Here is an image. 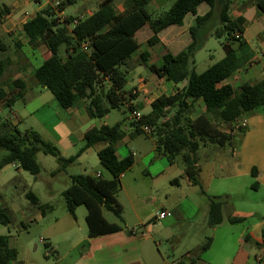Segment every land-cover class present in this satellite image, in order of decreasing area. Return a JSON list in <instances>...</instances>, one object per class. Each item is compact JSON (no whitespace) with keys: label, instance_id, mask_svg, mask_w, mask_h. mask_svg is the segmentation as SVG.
Segmentation results:
<instances>
[{"label":"trees","instance_id":"obj_1","mask_svg":"<svg viewBox=\"0 0 264 264\" xmlns=\"http://www.w3.org/2000/svg\"><path fill=\"white\" fill-rule=\"evenodd\" d=\"M55 1L56 6L48 3L23 26L27 44L33 47L43 44L48 51V56L36 67L35 77L43 88L52 92L62 107L68 108L84 102L91 118L103 117L113 109L124 108L129 114L135 110L132 103L134 95L132 92L127 94L125 86L128 82L129 61L141 48L136 34L143 26L149 25L152 34L147 38L146 44L153 46L160 41L158 34L161 31L173 25H182L188 14L196 15L189 28L191 42L177 54L166 52L161 64H147L149 71L159 77H165L175 84L186 83L174 94L159 95L152 102L151 111L142 114L138 121L130 120L129 126L132 129L131 135L147 134L153 137L156 152L166 156L171 162L182 150H187L190 162L185 175L206 194L196 177L198 161L194 143L196 124L191 117L193 101L202 99L208 115L220 124L228 125L230 129H234L241 115L260 107L264 109V80L244 82L238 87L224 83L247 63L245 50L248 43L243 37L246 18L242 15L231 16L233 0H175L168 10L155 17L149 10L150 4L155 0H126L127 9L124 13L118 12L114 0H101L98 8L91 14L68 15L64 20L58 17L57 12L63 11L67 5L77 0ZM253 2L264 12V0ZM203 3L208 4L209 10L203 15H197L199 5ZM216 6L221 24L214 34L217 37L227 34L224 44L226 54L199 73L195 69L194 55L203 46V27ZM8 12V7L0 5V17ZM5 49V45L0 42V51ZM150 56L148 49L140 54L145 63ZM9 65L8 58L0 59V81ZM25 91L26 83L22 78L10 79L6 84L0 85V106L12 109ZM127 119L113 125L88 129L84 145L74 155L64 157L58 147L44 139L37 130H21L10 118H5L0 121V150L6 151L0 159V170L8 164L16 163L21 169L37 175L40 166L36 155L42 151L57 158L59 168L53 172L55 174L75 162L86 149L106 143L98 151V157L111 176L72 174L71 183L63 190V195L72 215H75L79 205H85L89 237L118 232L122 230V226L108 221L103 208L113 211L120 220L123 219V207L117 199V193L121 187V175L134 165L135 158L131 153L119 157L116 145L127 134L124 127ZM144 125L151 128L149 133L144 131ZM239 129L245 131L244 127ZM231 140L235 142V135H231ZM178 182V178L173 180V183ZM26 196L42 214L45 213L48 204H42L30 190ZM208 198L207 223L210 227H215L224 221L223 204L229 201V197L208 195ZM228 220L238 223L244 221L245 217L230 216ZM10 222L8 211L0 208V223L8 225ZM262 236L263 242L260 244L264 246V229ZM245 237L248 238V235ZM212 242V236L206 237L203 244L183 255L177 264H198ZM17 256L18 251L10 245L8 236L0 233V264H38L19 261Z\"/></svg>","mask_w":264,"mask_h":264},{"label":"rangeland","instance_id":"obj_2","mask_svg":"<svg viewBox=\"0 0 264 264\" xmlns=\"http://www.w3.org/2000/svg\"><path fill=\"white\" fill-rule=\"evenodd\" d=\"M4 1L8 2V0ZM155 1L157 3H151L149 6V10L154 17L168 10L175 0ZM25 2L26 4L31 2L28 9L29 14L35 13L48 4L46 0H42L41 3L33 0H25ZM100 2L101 0H77L73 4L67 5L63 11H58L57 15L62 20L68 15L87 16L98 8ZM114 2L116 7L117 5L119 6V8L117 7L119 13L126 12L127 6L124 7L123 0H115ZM50 3L56 6L55 0ZM7 7L9 12L0 17V25L6 24L8 27L12 22L11 20L22 21L28 17L27 14H22V17H19L12 6ZM253 7V0H233L230 14L232 17H236L241 12L244 14L247 24L254 23L256 28L264 30V12ZM206 9H209L206 3L201 4L198 8L200 13ZM192 18L193 15L188 14L185 17L182 28L170 26L164 34H161L173 54H177L179 49L185 48L184 46L188 45L192 40L190 32L187 30L188 25L194 21ZM220 24L219 10L218 6H216L213 15L203 27V46L194 55L195 68L199 73L226 54L224 44L227 41V34L222 37H217L214 34L215 29ZM184 27L187 29L184 30ZM176 29H180L181 33L179 37L173 38V32L171 31ZM13 33H17V29L12 30L10 34ZM151 34L152 31L148 24L143 26L136 34V38L141 42V48L133 54V58L129 61L128 69L130 73L128 74L126 89L132 87L138 74L143 76L150 75L149 69L140 65L142 62L140 53L143 49L146 48L150 51L152 54L151 60L156 64H161L162 58L160 56L168 50L167 46L163 44L148 46L146 41ZM0 41L6 47L5 50L0 51V59L8 58L11 61L0 81V85H2L14 78L19 72L18 66L23 63L22 61H26V50L30 52L32 48L26 46L23 51V47H18L13 43L8 33H0ZM251 44L256 54H259L261 50L264 52V46L259 42L252 40ZM36 56L37 59L34 60V64L38 66L42 58L37 53ZM17 58L19 62H13ZM55 105L58 106V103L54 100L52 92L39 84L32 87L28 99L18 100L12 109L0 106V120L5 118L13 119L15 117L14 114H17L21 119L18 125L19 129L33 128L37 130L44 139L53 142L60 152H63L64 143L62 141H57L56 143L54 140L58 136L61 137L63 132L60 125L56 122L59 114L55 113ZM128 115L129 113L124 112V110H112L107 123L110 125L115 124L124 120L125 116ZM128 126L129 124L126 121L124 127L128 128ZM151 138L154 139L153 137ZM84 143V141L78 143L69 154L76 153L78 148ZM117 148H119V152L123 157L129 153V146L121 145L117 146ZM96 149L95 147L91 148L82 160L71 163L55 174L53 172L59 168L57 158L42 151L36 155L40 166V172L37 175L23 169L19 170L16 163L8 164L0 170V208H5L11 218V222L8 225L0 223V233L7 235L10 245L17 249V260L38 264H171L180 259L187 251L196 249L205 242L206 237L210 235L211 229L206 228V223H204L206 221L203 222V218L201 220L200 213H195V217H191L194 215V211L189 208L188 203H184L183 206L184 211L191 219L172 220V222L168 223L167 219H153L151 221L154 224L152 230L139 228L134 208L129 201L130 193L128 189H123V187L119 190L120 199L125 205L123 220L117 218L113 211L106 208H103V212L108 221L117 222L123 227V235L131 236L129 230L133 228L140 230L138 235L132 236L131 240H129L130 242L112 245L111 249L105 247L107 238H100L95 242H91L85 219V205H79L75 215H72L67 208L63 190L70 185V175L72 174L85 173L92 175L102 172L105 177L110 176V172L101 164ZM5 152V150H0V159ZM155 154L153 153V156H156ZM148 159L146 158V161ZM164 162L166 163V158ZM227 162L232 166V159ZM218 168V170H221L219 164ZM136 169L132 177L135 176V173H139V168ZM138 179L139 177H137ZM172 186L167 181L163 187L177 189L175 188L176 186ZM29 190L38 196L42 204L49 205L44 214L27 198L26 193ZM183 190L190 194V191L186 188ZM197 191L198 197L205 200L206 197L201 193L200 189ZM250 193L254 198L264 199V189L252 190ZM169 198L172 200L173 196L171 195ZM161 199L166 201L164 195ZM144 203L149 204L150 200H145ZM221 248L222 244L218 242L211 254H208V256L207 254L204 255V259L206 257L212 259L218 255L223 257L233 254L230 251L231 248L224 250L225 254L220 251ZM244 254V252L238 253L239 256ZM242 262L236 261V264H256L255 259H249L247 256Z\"/></svg>","mask_w":264,"mask_h":264},{"label":"crops","instance_id":"obj_3","mask_svg":"<svg viewBox=\"0 0 264 264\" xmlns=\"http://www.w3.org/2000/svg\"><path fill=\"white\" fill-rule=\"evenodd\" d=\"M46 1L47 3L51 2L50 0ZM30 3L26 4L25 0H8L7 3L4 0H0V5H5L6 7L12 6L15 10L13 11L16 12L19 17H22V14L28 15V17L22 21L17 19L11 20L12 22L8 27L6 24L0 25V33H8L13 43L17 46L20 44L18 47L22 46L23 51L26 46L32 48L30 52L26 50V61H22L23 63L18 66L19 72L14 76V78H22L26 83L25 94L20 98L24 100L28 99L32 87L39 85L35 77V69L37 66L34 64V60L37 59L36 53L42 58V61L48 56L47 48L43 44L37 47L27 44L23 26L27 20L37 13V11L35 13H28ZM152 3L154 4L157 2L153 1ZM123 4L124 7H126V0H123ZM117 7L119 8L118 5ZM253 8L257 7L254 5ZM208 10L209 9H206L202 13L197 10V15H203ZM240 15L244 16V14L239 12L237 16ZM195 18L196 15H193L192 19L195 20ZM192 24L188 25V29L184 27V30H189ZM173 26L182 28L184 22L182 25ZM16 29L17 33L10 34L12 30ZM166 30L167 28L158 34L160 41L156 44L167 46L168 50H166V52H171L161 35L162 33L164 34ZM251 30L253 31L251 32ZM171 32H173V38L179 37L181 33L180 29ZM243 37L248 43V48L245 50L247 63L224 82L230 83L234 87H238L244 82L256 83L264 80V52L261 50L259 54H256L251 44L252 40H255L264 46V30L256 28L254 23L247 24L245 22ZM0 42L3 43L2 41ZM144 50H146V48L143 49V51ZM180 50H182V48L178 51ZM166 52H164L160 58H162ZM151 59L152 54L146 63L141 59L142 62L140 65L147 68V64L154 63ZM13 62L18 63L19 59L17 58ZM211 65L212 64L209 66ZM209 66H207V68ZM185 83L186 81L175 84L165 77H159L150 71V75L147 76L138 74V77L134 79L132 87L126 89L125 86V89L127 90V94L132 92L134 95L132 103L135 110H138L142 114H146L151 111V104L159 95L174 94L177 89L184 86ZM55 106V113L59 114L56 122L60 125L63 132L61 137L58 136L56 139L54 138V140L56 143L57 141H62L64 143V150L61 152L64 157L75 154L69 153L78 143L85 142L84 136L88 129L94 126L100 127L102 125H110L107 123V120L112 110L103 117L91 118L88 115L86 104L82 101L68 108H64L59 104ZM113 110H124V112H126L124 108ZM14 115L15 117L13 119L10 118V120L13 124L19 125L21 119L17 114ZM191 117L196 124V136L194 138L198 161V172L196 177L206 191V194L201 192L206 199L204 200L198 197L197 190H199V187L194 185L189 177L185 175V170L190 162V153L187 150H182L171 162L166 156L156 152L155 140L149 135H131L132 129L130 126L125 128L127 134L119 140L116 145V148L121 145L129 146L128 154L131 153L135 158L134 165L121 175L120 189H122V187L123 189H128L130 193L129 201L134 208L138 221L137 223L141 229L147 228L149 231L152 230L154 228V224L151 222L153 219H167L168 223L172 222V220L191 219V217H195V213H200L201 220L203 218V222L206 221L204 222L206 223V228L211 229L209 236H212L213 242L210 248L202 254V258L198 261V264H236V261L242 262L245 260L246 256L249 259H255L256 264H261L264 262V246L260 244L263 242L264 199L252 197L250 191L264 189V109L260 107L241 115L237 119L234 129H230L228 125L220 124L215 118L208 115L203 100L198 99L193 101ZM125 118L128 119L124 121V124L126 121L129 124L130 120H132L130 114L125 116ZM239 127H244L245 131L242 132ZM232 134L235 135V142L231 140ZM105 146L106 143H99L93 147L97 148L96 151L98 153V151ZM81 147H79L78 150ZM93 147L86 149L77 160H82ZM153 153H156V156H153ZM117 154L119 157H123L119 152V148H117ZM146 158H149L148 161H146ZM165 158L166 163L164 162ZM231 159L233 162L232 166L227 162ZM218 164L221 170H218ZM18 168L19 170L21 169L19 166ZM136 168H139L140 171L139 173H135V176L132 177L134 174L133 172L137 170ZM98 174L104 176L102 172H97L92 175L95 176ZM137 177H139L138 180ZM177 178L179 182L173 183V180ZM167 181L170 182L171 186L173 185L172 187L176 186L175 188L177 189H167L163 187L164 183ZM185 188L190 191V194L183 190ZM163 195L166 197V201L161 199ZM171 195L173 196L172 200L169 198ZM208 195H226L229 197V201L223 204L224 221L215 227H210L207 223L210 202ZM117 199L123 207L122 217H124L125 205L120 199L119 191L117 193ZM145 200H150V205L145 204ZM184 203H188L189 208L194 211V215L191 217L184 211ZM163 210L167 212V215L164 218H159V212ZM230 216L245 217V220L238 223H231L228 220ZM133 230H136V233H134ZM139 231V229L133 228L129 230L131 236H127L123 235L122 227V230L118 232L89 237V239L91 242H95L100 238H107L108 240L105 247L111 249L112 245L130 242L129 240H131L132 236L138 235ZM246 235H248V238L245 237ZM218 242L222 244V248L220 249L221 252L225 254L224 250L231 248L230 251L233 254L223 257L218 255L212 259L206 257V259H204V255L207 254L208 256V254H211L214 246ZM189 251L183 255L187 254ZM239 252H244L245 254L239 256ZM178 261L179 259L171 264H177Z\"/></svg>","mask_w":264,"mask_h":264},{"label":"built area","instance_id":"obj_4","mask_svg":"<svg viewBox=\"0 0 264 264\" xmlns=\"http://www.w3.org/2000/svg\"><path fill=\"white\" fill-rule=\"evenodd\" d=\"M62 20V19H61ZM76 22V21H75ZM74 23V22H73ZM84 46H86V43L84 44ZM130 116L132 117V119H134V120H136V121H138L140 118H141V116H142V113H140L138 110H134V111H132L131 113H130ZM143 127V129H144V131H146V132H150L151 131V128L149 127V126H142ZM97 176H100V174H98ZM167 215V212L165 211V210H163V211H160L159 212V215H158V217L159 218H164L165 216ZM133 232L134 233H136V230H133Z\"/></svg>","mask_w":264,"mask_h":264}]
</instances>
